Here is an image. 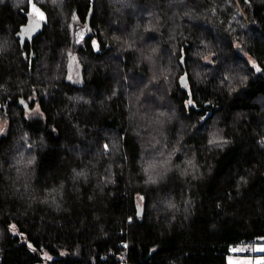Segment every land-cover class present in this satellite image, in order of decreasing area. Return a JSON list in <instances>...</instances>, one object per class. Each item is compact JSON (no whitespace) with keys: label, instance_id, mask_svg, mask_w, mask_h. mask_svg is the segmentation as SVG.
<instances>
[{"label":"trees","instance_id":"trees-1","mask_svg":"<svg viewBox=\"0 0 264 264\" xmlns=\"http://www.w3.org/2000/svg\"><path fill=\"white\" fill-rule=\"evenodd\" d=\"M1 119L0 264H228L264 237V0H0Z\"/></svg>","mask_w":264,"mask_h":264},{"label":"rangeland","instance_id":"rangeland-1","mask_svg":"<svg viewBox=\"0 0 264 264\" xmlns=\"http://www.w3.org/2000/svg\"><path fill=\"white\" fill-rule=\"evenodd\" d=\"M32 9V15H34V22L38 21L41 16V14L44 17V12L39 8L36 4H31ZM71 31L73 35L76 36L77 42H80L83 40V38L87 35V26L80 22L79 17L75 14L72 18L71 22ZM253 62V60L251 59ZM74 67H72L71 76L72 78L80 82V75L78 68L75 63ZM6 122L5 120H0V134L5 130ZM264 244V243H263ZM237 249V250H236ZM236 249H234V253H231L228 256V264H255L259 263V258L257 256H262L261 259H264V252H258L256 251L254 245L244 244L238 246ZM258 254H257V253Z\"/></svg>","mask_w":264,"mask_h":264},{"label":"water","instance_id":"water-1","mask_svg":"<svg viewBox=\"0 0 264 264\" xmlns=\"http://www.w3.org/2000/svg\"><path fill=\"white\" fill-rule=\"evenodd\" d=\"M92 16H93V10L91 9L90 13L87 16L88 30L90 29V22H91ZM39 23H40L39 21L34 22V24L33 23L32 24L27 23L21 28L18 35L20 36V42L22 45H24L26 43V41H29L31 43L33 42V39H34V37L38 31ZM32 54H33V52H32ZM182 83L184 85L188 84L186 76H184L182 78ZM19 104L21 106H24L27 111L29 110V104L26 102L25 99L21 98L19 100Z\"/></svg>","mask_w":264,"mask_h":264},{"label":"built area","instance_id":"built-area-1","mask_svg":"<svg viewBox=\"0 0 264 264\" xmlns=\"http://www.w3.org/2000/svg\"><path fill=\"white\" fill-rule=\"evenodd\" d=\"M264 237L263 238H261V239H259L258 241H256V243L254 244V247H255V249H256V251H258V252H261V251H259L258 249H261V248H264ZM257 253V252H256ZM258 254V253H257ZM264 263V262H263Z\"/></svg>","mask_w":264,"mask_h":264},{"label":"crops","instance_id":"crops-1","mask_svg":"<svg viewBox=\"0 0 264 264\" xmlns=\"http://www.w3.org/2000/svg\"><path fill=\"white\" fill-rule=\"evenodd\" d=\"M237 247H234L231 249L232 253H234V249H236ZM237 250V249H236ZM260 260H259V263H263L264 262V259H261L262 256H257ZM255 264H258V263H255Z\"/></svg>","mask_w":264,"mask_h":264},{"label":"snow or ice","instance_id":"snow-or-ice-1","mask_svg":"<svg viewBox=\"0 0 264 264\" xmlns=\"http://www.w3.org/2000/svg\"><path fill=\"white\" fill-rule=\"evenodd\" d=\"M40 18L43 19V15L42 14H41ZM93 43H95V42H93ZM259 70L260 69H257V71H259ZM189 103H191V101H189ZM105 148H107V145H105ZM258 250L261 251V252H264V248H261V249H258Z\"/></svg>","mask_w":264,"mask_h":264},{"label":"flooded vegetation","instance_id":"flooded-vegetation-1","mask_svg":"<svg viewBox=\"0 0 264 264\" xmlns=\"http://www.w3.org/2000/svg\"><path fill=\"white\" fill-rule=\"evenodd\" d=\"M28 23H30V24H34V18H30L29 20H28Z\"/></svg>","mask_w":264,"mask_h":264}]
</instances>
